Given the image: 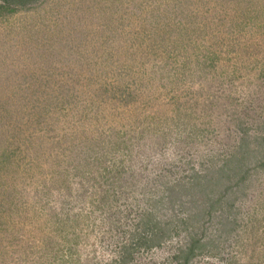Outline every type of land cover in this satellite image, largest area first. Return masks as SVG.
<instances>
[{"label": "rangeland", "instance_id": "rangeland-1", "mask_svg": "<svg viewBox=\"0 0 264 264\" xmlns=\"http://www.w3.org/2000/svg\"><path fill=\"white\" fill-rule=\"evenodd\" d=\"M193 245L264 264V0L0 8V264Z\"/></svg>", "mask_w": 264, "mask_h": 264}, {"label": "trees", "instance_id": "trees-1", "mask_svg": "<svg viewBox=\"0 0 264 264\" xmlns=\"http://www.w3.org/2000/svg\"><path fill=\"white\" fill-rule=\"evenodd\" d=\"M37 0H5V5H0V8L4 10L7 14L15 13L19 10L22 6H26V4L36 2ZM196 246H192L189 249L188 256L186 257V264L189 263L191 258L194 256V251Z\"/></svg>", "mask_w": 264, "mask_h": 264}]
</instances>
